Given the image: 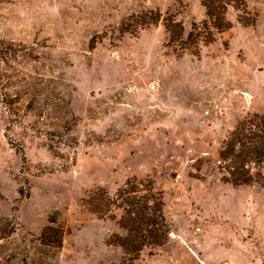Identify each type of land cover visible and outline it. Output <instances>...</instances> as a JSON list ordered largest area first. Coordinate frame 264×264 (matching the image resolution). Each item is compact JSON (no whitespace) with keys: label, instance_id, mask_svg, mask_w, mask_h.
<instances>
[{"label":"rangeland","instance_id":"1","mask_svg":"<svg viewBox=\"0 0 264 264\" xmlns=\"http://www.w3.org/2000/svg\"><path fill=\"white\" fill-rule=\"evenodd\" d=\"M247 9L254 25L230 9L229 30L179 55L162 22L124 24L168 11L187 32L199 0H0V264H122V230L82 200L129 177L162 191L171 228L134 264H264V181L218 169L228 132L264 113V0Z\"/></svg>","mask_w":264,"mask_h":264},{"label":"trees","instance_id":"2","mask_svg":"<svg viewBox=\"0 0 264 264\" xmlns=\"http://www.w3.org/2000/svg\"><path fill=\"white\" fill-rule=\"evenodd\" d=\"M204 18L192 22L186 32L181 21L168 11L147 10L132 14L124 25L125 31L162 22L168 39L178 54L190 51L199 55L201 45L214 42L232 27L228 11L236 12L237 21L243 26L256 22L247 9V0H199ZM218 169L221 180L232 186L264 181V113L253 112L240 119L226 135L218 153ZM84 206L98 218L108 217L116 221L122 233L114 232L110 243L123 252L122 264H134L146 248L165 244L171 228L164 212L163 193L151 180L127 178L113 193L104 187L91 189L82 200ZM63 232L60 228L46 225L41 231L45 244L60 247ZM149 254H152L150 251Z\"/></svg>","mask_w":264,"mask_h":264},{"label":"bare ground","instance_id":"3","mask_svg":"<svg viewBox=\"0 0 264 264\" xmlns=\"http://www.w3.org/2000/svg\"><path fill=\"white\" fill-rule=\"evenodd\" d=\"M225 264H228V263H225Z\"/></svg>","mask_w":264,"mask_h":264}]
</instances>
